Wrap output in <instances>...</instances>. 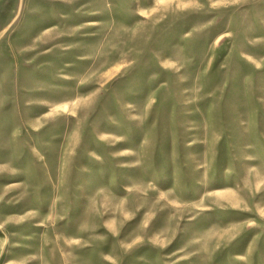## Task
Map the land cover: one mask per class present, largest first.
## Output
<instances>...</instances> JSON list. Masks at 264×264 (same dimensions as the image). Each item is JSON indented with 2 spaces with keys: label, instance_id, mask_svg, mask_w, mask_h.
Masks as SVG:
<instances>
[{
  "label": "rangeland",
  "instance_id": "obj_1",
  "mask_svg": "<svg viewBox=\"0 0 264 264\" xmlns=\"http://www.w3.org/2000/svg\"><path fill=\"white\" fill-rule=\"evenodd\" d=\"M0 264H264V0H0Z\"/></svg>",
  "mask_w": 264,
  "mask_h": 264
}]
</instances>
